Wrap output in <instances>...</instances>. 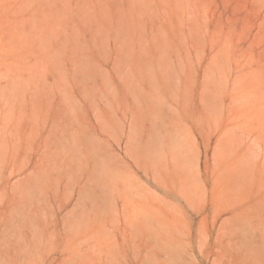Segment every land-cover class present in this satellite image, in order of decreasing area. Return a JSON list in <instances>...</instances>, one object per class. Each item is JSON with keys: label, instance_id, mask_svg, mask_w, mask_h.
<instances>
[{"label": "rangeland", "instance_id": "1", "mask_svg": "<svg viewBox=\"0 0 264 264\" xmlns=\"http://www.w3.org/2000/svg\"><path fill=\"white\" fill-rule=\"evenodd\" d=\"M0 264H264V0H0Z\"/></svg>", "mask_w": 264, "mask_h": 264}]
</instances>
